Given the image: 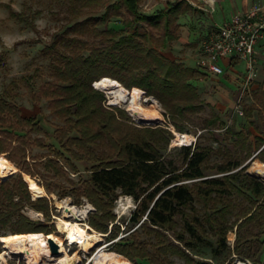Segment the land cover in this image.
Instances as JSON below:
<instances>
[{
	"label": "rangeland",
	"instance_id": "rangeland-1",
	"mask_svg": "<svg viewBox=\"0 0 264 264\" xmlns=\"http://www.w3.org/2000/svg\"><path fill=\"white\" fill-rule=\"evenodd\" d=\"M175 1L181 0H139V5L143 12L152 13ZM186 1L196 7V10L189 11L179 17L178 26L175 29L176 38L169 40L167 44L160 47L155 39L163 36L162 29H158L146 21L125 25L122 19L132 21V16L124 9L120 11L121 15L112 16L108 22L96 25L89 23L84 32H75L70 29L73 23L90 15L101 14L105 7L84 5L82 2H78L80 10L79 15H77L72 11L69 0H0V95L15 103L23 115L34 116L35 121L39 122L43 128V131H38L32 130L29 126H23L28 131L27 136H23V139L28 142L27 150L31 155L26 159L28 165L32 167L33 171H36L35 175L27 176V180L25 178L27 172L23 171L20 165L8 157V152H0L18 167L12 175L0 179V182L21 175L23 179L27 180L28 188H30L29 181L31 178L44 186L46 195L40 197L46 199L48 210H38L31 204H26L22 209V212L30 219L38 224L46 225L42 231L44 233L51 230L58 238L64 239L65 235L58 226V220L61 217L70 220L77 219L80 222L87 221L90 225V231L102 232L100 235L102 241L99 244L87 251H80L82 260L78 264H95L94 256L101 246L107 252H118L114 243L120 240L122 236L131 240L145 241L149 252L155 253L156 258L163 263L166 262V259L173 261L174 264L197 263L187 261L177 253L160 251L159 245L165 242L167 238L185 249L194 259L204 261L202 264H235L237 258L247 257L234 251L233 245L236 241L237 225L228 229L226 233L228 245L218 255L215 253L218 248L219 235L222 233L221 227L231 224L237 217L236 213L250 203L246 196L238 192H231L227 198H224L225 203L227 199H232L234 207L232 210L228 209L223 222L217 213L213 214L216 208L221 207V202L211 201L206 204L202 199L196 197L193 204L194 209L185 207V214L181 212L176 214L171 227L155 228L157 230L149 228L150 225L148 227L139 226L146 215H143L139 222H133L130 217L138 205V201L132 195L118 192L117 198L109 206L114 217L108 221V230L102 231L92 226L89 222V215L97 212V210L87 195L84 194V186L90 177V168L95 160L90 159L91 154L86 158H76L61 145L57 137L59 133L57 128L64 125V118L53 111L54 109L50 104L51 98L44 94L56 84L62 83L59 78V69L66 68L69 65V60L86 57L94 50L104 48L109 41V33H106L105 30L109 28L119 29L124 34L136 30L146 35L139 37L146 48L156 47L163 55L172 60H184L186 64L198 67L200 62L198 52L201 42L217 24L215 18L221 21L225 15L231 12L230 8L233 3L231 0H223L218 5V10L215 11L216 0ZM261 6H264V0H251L248 6L233 16L252 9H259L258 13L264 21V11ZM222 7L226 9L225 14L221 12ZM11 11L24 13L27 19L12 16ZM227 20L229 19L225 21ZM263 38L264 36L260 39ZM258 49L255 65L256 75L248 86L245 84L246 63L242 59L241 62L236 60L237 58L230 61V68L224 74L205 72L200 74L197 79L192 80L198 88L201 108L192 116L193 121H190L187 126L188 132L195 135V140L190 144L191 146L198 144L211 147L210 156L204 162V171L207 177H224L223 175L228 171H223L220 167L235 163L238 165L233 166L229 172L238 171L245 165L243 171L254 175L249 170L250 165L254 161L264 160L263 154H258L260 149L256 147V137L260 134L264 136V106L262 104L264 95L261 93L264 91V46L261 45ZM192 59L193 62H191ZM196 59L199 62H196ZM184 61L182 62L185 64ZM235 64L238 65L233 66ZM111 67L109 63L100 61L93 67V71L94 73L101 72ZM94 83L95 81H93V85ZM98 89L104 92L105 106L113 109L117 119L123 122L119 131L122 130L123 134L127 133L130 136L131 134L138 135L141 132L139 129L144 130L146 127L161 129L163 136L157 134L161 152L167 159L172 158L177 164H182L183 158L180 153L182 146L172 142L176 137L174 130H180L172 122L169 113L166 112L155 96L148 95L143 89L145 92V94L143 93V104L158 106L163 116L162 119L157 122H140L131 116L126 105L111 102L105 90ZM241 109H243V113L240 112ZM214 113L219 115L222 120L221 123L206 126V118ZM20 127L22 126L20 125ZM95 129H99V127L96 126ZM235 132L241 134L237 135ZM70 134L77 135L78 133L74 130ZM39 142L44 144H39ZM73 147L78 149L77 146ZM92 148L93 156L116 157V150L104 141L100 140L93 144ZM55 149L62 152L63 156L55 152ZM32 156H35L38 161L49 156L57 157L60 169L56 172L54 168L45 167L43 162H35L36 160H33ZM16 157H19L18 154ZM64 157H67L68 160ZM0 159L2 162L1 155ZM2 166L6 175L13 170L8 162H2ZM257 178L264 182L261 177ZM29 191L33 200L40 198L34 197L31 189ZM62 200H68L71 206L83 207L90 203L92 207L89 208L85 219L83 218L84 220L78 219L75 216L65 215L64 208L59 204ZM38 212L41 214L37 216L36 213ZM185 219L192 222V225L202 236V240L194 237L186 230ZM251 228L255 233L253 237L262 241V249L254 258L248 257V259L256 264H264V223L262 225L254 224ZM9 232H11L10 226L0 228V234ZM176 233L183 234L184 240L177 239ZM44 235L39 233L31 237L42 242ZM184 241H189L192 247H186ZM75 249L77 247L74 245L73 250L69 252H73ZM1 250L2 242L0 240ZM7 261L9 264H27L25 259L18 260L16 257L10 256L7 257ZM136 261L141 264L150 263L148 258L137 257ZM44 264L54 263L46 262Z\"/></svg>",
	"mask_w": 264,
	"mask_h": 264
},
{
	"label": "trees",
	"instance_id": "trees-1",
	"mask_svg": "<svg viewBox=\"0 0 264 264\" xmlns=\"http://www.w3.org/2000/svg\"><path fill=\"white\" fill-rule=\"evenodd\" d=\"M69 1L72 11L77 15L80 10L78 2L105 7L101 14L90 15L73 23L70 27L72 31L84 32L89 23L96 25L108 22L112 16L121 15L120 11L124 9L132 16V21L122 19L125 25L146 21L162 29L163 36L155 39L160 47L176 38L175 29L179 17L196 10V7L186 0L172 2L152 13L143 12L139 0ZM11 15L27 19L22 12L11 11ZM105 31L109 33V41L104 48L94 50L86 57L69 60L66 68L59 69L62 83L44 92L51 98L53 111L64 118V125L57 128L59 132L57 137L61 145L76 158H86L91 154L90 159L95 160L90 168V177L84 186V194L97 210L89 215V222L99 230H108V221L114 217L109 206L117 198L118 192L132 195L138 201L130 219L136 223L146 215L139 226L150 225L149 228L152 230L171 227L176 214L180 212L185 214V207L194 209L196 197L206 204L211 201L221 202V207L216 208L213 214L217 213L223 222L228 209L232 210L234 207L232 199H227L226 203L223 200L231 192H238L246 196L250 203L236 213L237 217L231 224L221 227L222 233L219 235L215 253L218 255L228 245L226 233L228 229L237 225L234 251L241 256H247L246 258H254L262 249V241L253 237L255 233L251 226L264 223V182L254 175L245 173L243 171L245 165L238 171L229 172L238 163L221 166L223 171H228L224 177H207L204 162L211 153V147L208 145H182L180 151L182 164H177L172 158L167 159L160 150V140L157 138V134L163 136L161 129L146 127L144 130L139 129L141 132L138 135L123 134L122 130L119 131L123 122L117 119L113 109L105 106L104 92L93 85V81L103 76L113 77L129 89L131 95H135L130 97L139 104H143L145 90L148 95H153L159 100L180 132H186L189 129L187 125L193 121L192 116L201 108L198 88L192 80L197 79L202 73L182 61L166 57L156 47L146 48L139 39L146 35L136 30L127 34L115 28ZM100 61L109 63L112 67L94 73L93 67ZM261 93L264 95V91ZM262 102L264 106V99ZM221 121L219 115L214 113L206 118L205 125H217ZM20 125L22 127L19 128ZM23 126L43 131L42 125L35 121L34 116L23 115L15 103L0 95V152H8V157L27 172L25 173L27 179V176L35 175L36 171L27 163L26 158L31 155L27 150L28 142L23 139L28 131ZM96 126L99 129H95ZM74 130L77 131V135L70 134ZM98 140L109 143L111 148L116 150V157L93 156L92 145L98 143ZM256 141V147L260 149L258 154L262 153L264 159V136L258 135ZM72 146H77L78 149ZM55 152L62 155V152L56 149ZM0 155L2 162H8L13 167L6 175L0 159L6 178L18 167L8 157ZM32 158L36 160L35 162H43L45 167L54 168L56 172L60 169L57 157L49 156L41 161L35 156ZM64 158L68 160L67 157ZM26 179L16 175L0 182V228L10 226L12 233H25L32 242H39L32 237L39 233L46 235L51 230L47 233L42 232L46 225L30 219L22 209L26 204H31L38 210L47 211L49 207L44 197L32 199ZM184 223L190 234L199 240L203 239L190 220L185 219ZM176 237L180 241L184 240L181 233H176ZM184 242L186 247L191 246L189 241ZM146 245L145 241L131 240L123 236L114 243L116 250L132 263L141 264L136 261V258L140 257L148 258L149 264H174L167 259L165 263L160 262L155 253L149 252ZM159 246L160 251L164 253L168 251L177 253L187 261L197 262L196 264L204 262L194 259L185 249L168 238Z\"/></svg>",
	"mask_w": 264,
	"mask_h": 264
},
{
	"label": "bare ground",
	"instance_id": "bare-ground-1",
	"mask_svg": "<svg viewBox=\"0 0 264 264\" xmlns=\"http://www.w3.org/2000/svg\"><path fill=\"white\" fill-rule=\"evenodd\" d=\"M96 85L108 94L111 102L123 103L136 120L140 122H157L162 119V113L158 106L150 104L146 106L139 104L130 97L131 92L123 86L121 82L110 76H103L96 80ZM135 95H132V97ZM175 138L173 144L186 145L195 139V135L190 132L175 131ZM249 170L264 179V161H254ZM26 178V177H25ZM0 179H3V171L0 163ZM5 179V178H4ZM30 189L34 197L46 195L45 188L37 183L34 179H30ZM64 208L65 215H71L83 219L86 217L89 208L92 207L90 203L83 207L71 206L68 200L59 202ZM36 211V210H35ZM37 216L41 213H36ZM58 226L64 233V239L58 238L53 232L44 236L43 242H32L28 235L19 232L5 233L0 236L2 242V250L0 251V264H9L7 257H16L18 260L25 259L27 264H41L52 262L54 264H78L81 262L80 251H87L94 245L102 241L100 232L90 231V225L79 220H70L61 217L58 220ZM49 238H53L59 245V253L55 254L51 249ZM67 241L69 243L76 242L78 248L73 252H69L67 248ZM95 264H132L121 253L107 252L102 246L99 247L95 256ZM235 264H244L242 260H237Z\"/></svg>",
	"mask_w": 264,
	"mask_h": 264
},
{
	"label": "built area",
	"instance_id": "built-area-1",
	"mask_svg": "<svg viewBox=\"0 0 264 264\" xmlns=\"http://www.w3.org/2000/svg\"><path fill=\"white\" fill-rule=\"evenodd\" d=\"M258 11L259 9L245 11L223 23H217L199 46L201 65L213 73L220 74L225 70L224 61L230 63L234 58L242 59L246 63L245 84L248 86L256 75V43L263 36L264 21ZM240 112L243 113V109ZM69 242L67 241L69 251L73 250L74 245L78 248L77 243ZM237 260H242L244 264H256L248 258Z\"/></svg>",
	"mask_w": 264,
	"mask_h": 264
},
{
	"label": "crops",
	"instance_id": "crops-1",
	"mask_svg": "<svg viewBox=\"0 0 264 264\" xmlns=\"http://www.w3.org/2000/svg\"><path fill=\"white\" fill-rule=\"evenodd\" d=\"M222 1L223 0H216V3L214 4V7H215V11L216 10H218V5L220 4V3H222ZM250 1L251 0H231V2L233 3V5H232V7L230 8L231 10V12L230 13H228L227 15H225L223 18H222V20L221 21H219L218 19H216L215 18V15L212 13V16H214V18H215V21H216V23H221L222 21H225L226 19H230L236 12H238L239 10H241V9H243V8H245L246 6H248L249 5V3H250ZM212 4V3H211ZM262 7V10L264 11V6H261ZM221 12L222 13H226V9H225V7H222V10H221ZM264 36V35H263ZM261 45H263L264 46V38L263 39H260V40H258V42L256 43V51L258 52V48H260L261 47ZM191 59V58H190ZM189 59V60H190ZM236 60H239L240 62H241V59H239V58H237ZM178 61V60H177ZM182 61H184V60H182ZM194 60L192 59L191 60V62H193ZM238 61V62H239ZM185 62V61H184ZM196 62H199V60L198 59H196ZM237 62V63H238ZM243 62V61H242ZM185 64H186V62H185ZM186 65H188V64H186ZM223 65H224V67H225V70H224V73H226L227 72V70L230 68L229 66H230V63H227L226 61L225 62H223ZM238 64H235V65H233V66H237ZM188 66H191V65H188ZM191 67H194V66H191ZM194 68H196V69H198L201 73H213L212 71H209L206 67H203L201 64H200V62H199V66L198 67H194ZM224 73H222V74H224ZM216 74V73H215ZM234 246V245H233Z\"/></svg>",
	"mask_w": 264,
	"mask_h": 264
},
{
	"label": "water",
	"instance_id": "water-1",
	"mask_svg": "<svg viewBox=\"0 0 264 264\" xmlns=\"http://www.w3.org/2000/svg\"><path fill=\"white\" fill-rule=\"evenodd\" d=\"M94 86L97 87V88H100V87H98V86L96 85V82L94 83ZM101 89H102V88H101ZM252 174H254V173H252ZM254 175H256V174H254ZM256 176H257V177H260V176H258V175H256ZM49 241H50V244H51V249H52V251H53L55 254L59 253L60 247H59L58 243H57L53 238H49Z\"/></svg>",
	"mask_w": 264,
	"mask_h": 264
}]
</instances>
